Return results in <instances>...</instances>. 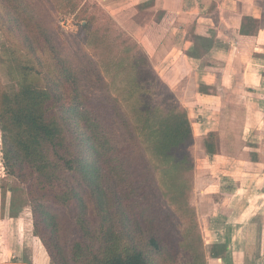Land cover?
<instances>
[{"label":"trees","instance_id":"trees-1","mask_svg":"<svg viewBox=\"0 0 264 264\" xmlns=\"http://www.w3.org/2000/svg\"><path fill=\"white\" fill-rule=\"evenodd\" d=\"M48 4L0 0V27L26 51L5 47L15 85L0 80L2 158L25 186L34 234L56 264H208L187 109L153 102L161 80L144 50L106 58L130 80L127 109L86 50L105 44L88 37L91 21L83 41L63 36Z\"/></svg>","mask_w":264,"mask_h":264},{"label":"crops","instance_id":"crops-1","mask_svg":"<svg viewBox=\"0 0 264 264\" xmlns=\"http://www.w3.org/2000/svg\"><path fill=\"white\" fill-rule=\"evenodd\" d=\"M123 2L143 15L130 19L131 34L158 77L180 95L193 88L182 103L198 141L213 139V152L200 147L191 190L208 264H264V0ZM14 191L0 187V264H17L28 247ZM2 219L13 223L7 232Z\"/></svg>","mask_w":264,"mask_h":264},{"label":"rangeland","instance_id":"rangeland-1","mask_svg":"<svg viewBox=\"0 0 264 264\" xmlns=\"http://www.w3.org/2000/svg\"><path fill=\"white\" fill-rule=\"evenodd\" d=\"M122 1V2H121ZM53 5L48 4V8L53 14L55 20L56 28L63 32L61 35L63 36H72V34H77L78 37L83 38L86 37L85 33L82 35L81 31L79 30V24L85 19H89L91 21L90 33L91 36L89 38L97 39L96 35L93 33H97L98 36L102 38L105 44L101 43L96 48H91L89 45H86V50L90 53H93L95 59L97 60L98 64L101 66L105 77L107 78L108 82L111 86V93L115 96H118L125 106H127V102L125 100L127 96L128 90L125 88L127 87V82L130 81L127 77H123V74L120 76L116 74L117 66L111 65L109 70L106 66V58L111 56H120V59L126 57L130 54H135L138 52L143 51L144 48L141 43L131 34L132 28V21L130 19L132 17H137V20L143 16L142 14L138 13L136 9H130L126 6V3L123 0H52ZM118 2V3H117ZM125 6V7H124ZM131 13V14H130ZM130 21V22H129ZM83 37V38H82ZM85 44V42H84ZM103 44V45H102ZM11 45L14 50H16L17 54H25L26 51L19 46L12 37L7 33L6 30L0 27V80L3 87L7 90H11L12 87L15 85V81L11 78L9 74V63L6 62V51L5 47ZM131 49V52H130ZM145 51V50H144ZM133 52V53H132ZM148 60L150 63V67L153 69L154 74L158 78V74L154 69L153 62L150 59V55H148ZM152 64V65H151ZM160 79V78H158ZM157 79V80H158ZM161 81H156L153 85V90L151 97L153 98V102L155 104H160L163 107L168 106L169 102L176 103L178 106H182L184 108L185 105L182 103V99L186 96H189L192 93L193 88L190 85H187L188 81L185 82L187 88L185 87L182 90L181 95L176 93L172 87L167 82H164V79H160ZM172 92V98H169V94ZM170 99V100H168ZM169 101V102H167ZM168 103V104H166ZM128 109V106H127ZM187 109V108H186ZM188 110V109H187ZM188 112V111H187ZM190 118V117H189ZM192 124V122H191ZM193 135H194V142L190 146V152L195 160V166L192 170V184H194V178H196V170H198V157H200V147H202L208 138L202 143L198 140H201V137H198L197 134L194 132L193 124ZM197 136V137H196ZM2 150V142H1V130H0V161L1 159V151ZM203 153V152H202ZM205 155V152H204ZM197 168V169H196ZM204 165L201 166L200 170H205ZM3 169L2 164L0 163V187L4 188V191H7L9 187H13L15 189V194L17 197V212L19 210L21 213L20 216V225L22 227L21 230V237L23 243H26L23 248V252L19 254L20 261H17V264H30L31 262L34 264H44L43 256L47 258V255L43 254L41 251L43 247L40 238L34 234L33 231V219L31 213V207L28 200L27 192L25 190V186L23 182L18 180L17 178L10 176L6 170ZM198 171V172H199ZM204 172V171H203ZM6 173V174H5ZM5 174V176H4ZM204 176H201V179H204ZM194 196V193H193ZM19 198V199H18ZM195 200V198H194ZM19 219V220H20ZM6 221V224H5ZM3 228L5 227V232H7L8 228L13 226V223H10L7 219H2L1 224ZM33 234H32V233ZM73 232V229H70V234ZM73 234V233H72ZM3 239L6 245V248L9 247L11 244L8 238H1ZM39 245V249L36 247ZM8 253L5 252V255ZM10 254V253H9ZM8 256V255H7ZM48 259V258H47ZM50 259V264H56V262ZM18 260V259H17ZM13 261V260H12ZM48 263V262H47ZM46 263V264H47Z\"/></svg>","mask_w":264,"mask_h":264}]
</instances>
